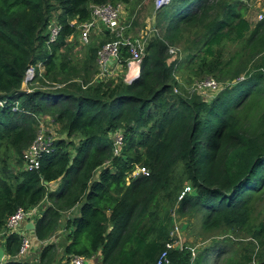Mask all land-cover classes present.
<instances>
[{
	"label": "trees",
	"instance_id": "1",
	"mask_svg": "<svg viewBox=\"0 0 264 264\" xmlns=\"http://www.w3.org/2000/svg\"><path fill=\"white\" fill-rule=\"evenodd\" d=\"M210 1L172 0L157 10L164 40L151 38L139 77L125 84L121 78L92 83L97 52L114 40L108 32L81 48L89 53L88 64L94 63L91 74L93 66L73 67L69 53L79 44L77 28L90 20L91 6L127 0H0V146L12 150L22 167L41 115H51L65 131V138L52 140L36 171L11 173L8 157H0V228L18 208L46 202L34 235L48 241L64 219L67 263L99 254L92 264H155L169 239L168 220L159 215L185 189L182 179L190 191L175 202L178 214H200L206 231L248 222L264 197V20L252 26L245 17L250 0ZM215 10L220 18L210 19ZM52 20L61 29L49 42ZM198 27L204 30L200 52L189 65L195 79L217 80L210 101L174 93L181 62L166 61L168 46ZM245 39L241 52L223 64V44ZM126 56L123 49L122 60ZM258 58V65L248 67ZM38 63L44 72L23 90L27 71ZM47 82L61 87L50 89ZM118 133L123 145L114 156ZM136 166L149 176L130 177ZM176 169L180 177L174 181ZM77 207V215H67ZM263 231L264 223L257 236ZM20 245L21 237L10 234L6 255L15 256ZM213 246L196 256L185 245L171 250L168 264H207L208 256L223 252L217 242ZM53 247L44 246L37 263L4 264H47Z\"/></svg>",
	"mask_w": 264,
	"mask_h": 264
},
{
	"label": "rangeland",
	"instance_id": "2",
	"mask_svg": "<svg viewBox=\"0 0 264 264\" xmlns=\"http://www.w3.org/2000/svg\"><path fill=\"white\" fill-rule=\"evenodd\" d=\"M154 1L155 0H127V2L123 3L125 6L124 18L127 24L131 23L128 35L132 38H139L144 46H147L148 42L156 34L163 39L164 29L161 25H157V10L154 8ZM213 1L214 0L208 2L209 5H211ZM245 4L248 5L245 17L251 22L252 26L258 21L264 20V0H250ZM192 11H196V8L194 7ZM216 14L217 19H219L220 17H218L216 10L210 14V19L214 18ZM173 15H175V12H170V18L173 17ZM203 34L204 30L200 27L183 32L180 39L174 42L175 47L168 46V57L166 61L168 64L172 62H177L178 64L181 62L179 70L175 72V77L177 78V91H182L185 95L184 97L197 96L210 101L217 92L205 91L204 93H201V82H203L202 80L204 79H195L192 71L193 66L189 65L190 60H192L191 57L193 55H199L201 46L199 39ZM249 35L250 33H248L246 39ZM246 39L241 42H226L223 44L221 47L223 64L228 62L234 55L241 52ZM73 41L75 43V40H71L70 42ZM171 47L177 51V54L174 56L169 54ZM88 54L89 53L85 50L81 51L78 44L74 47L73 51L69 53L70 60L72 61L71 65L79 70L84 66H93L94 68L89 72V74H91L95 70V66L94 63L88 64ZM259 60L260 58L256 59L250 63L248 67L258 65ZM195 64L196 63L193 61V65ZM118 74L121 75V72H118ZM89 79L91 80L90 77ZM211 79L215 80L214 78ZM235 81L237 80H233L232 83H235ZM215 82L218 83L217 80H215ZM47 83L49 84V87L52 88L53 83ZM22 89H27L25 82L23 83ZM37 121V134L42 133L45 137H50L53 140L65 138V131L62 129V126L53 122V117L51 115H41ZM143 151L144 150H141V152ZM0 157H8V168L11 173H15L16 170L23 168V166L20 167L21 165L16 164L18 159L17 155L3 145L0 146ZM178 170L180 169H176L172 175L174 181L180 177ZM182 185L185 189L189 187L188 182L184 179H182ZM51 188L54 190L56 185H52ZM185 189L183 191H185ZM183 191L179 196L174 198V203L172 205L164 204L166 206V212H162L159 215V220L166 216L168 220V233L172 224L176 223L179 225L182 243L191 249L192 256H196L199 252H202L207 248L211 249L217 242L220 245L219 248L223 252L218 254L216 251L211 254V256H208L209 261L207 264H225L226 260H232L233 262L243 261L245 264H260V255L264 253V231L259 236H257V231L261 224L264 223V197L258 200L251 218L242 228L233 227L221 228L215 231H206L202 227V216L200 214H193L189 211L185 212L183 215L178 214V204H175V202H178L182 198L184 194ZM46 206V202L41 203L40 211L42 212ZM64 224L65 220L62 219L54 235L45 242V246L46 244H52L54 246L51 250L50 257L47 260V264H67L63 254V242L65 237V232L63 231ZM29 242L31 246L30 238ZM41 250H43V248L38 249L36 253H33V257L35 258L33 259V263L38 262ZM247 258H251L250 263L247 262Z\"/></svg>",
	"mask_w": 264,
	"mask_h": 264
},
{
	"label": "built area",
	"instance_id": "3",
	"mask_svg": "<svg viewBox=\"0 0 264 264\" xmlns=\"http://www.w3.org/2000/svg\"><path fill=\"white\" fill-rule=\"evenodd\" d=\"M172 0H155V10H160L169 5ZM91 18L88 22L81 24L77 29L79 32V46H86L91 37H98L104 32H108L109 36L114 37L112 42L105 43L101 49L97 52V73L92 80V83L96 81L106 82L109 80H116L121 78L125 84H130L139 77L140 64L145 56L146 46H144L139 38H132L128 35L131 23L127 24L124 18L125 6L122 3H106L103 5L91 6ZM261 19V17H260ZM60 26L52 20L48 27L49 42H54L60 32ZM158 35V34H157ZM123 49L127 51L128 56L122 60ZM169 54L174 56L177 51L174 48H170ZM125 62V64H124ZM125 66V67H124ZM122 69V71H121ZM264 75V69H260ZM44 72V66L41 63L30 67L26 73L25 83L35 79L36 75L41 76ZM121 72V75L118 74ZM177 80V78L175 77ZM245 79V76H241L238 81ZM201 93L205 91L219 90L218 83L211 78L202 80ZM49 87V84L47 83ZM61 86L52 84V88L57 89ZM29 92V90H28ZM174 93H177V89H174ZM1 105V103H0ZM52 140L50 137H45L42 133L37 134L33 142L22 153L23 169L26 171H36L39 169V158L42 155L48 154L52 150ZM123 145V137L120 133L116 134L114 138V144L112 148V154L118 156L121 153ZM136 176H149V171L143 167L136 166L130 177ZM190 189H185L184 192H189ZM40 206H35L30 209L18 208L11 216H9L2 228H0V240H5L10 234L17 233L21 237V245L18 253L11 257V260L18 262L29 261V254L31 252V246L29 237L24 233V226L27 223L34 224L35 221L41 216ZM1 242V241H0ZM184 244L180 237V227L174 223L171 225L169 231L168 242L165 243V247L160 252L155 264H168V253L171 250H182ZM92 258L74 257L69 264H92Z\"/></svg>",
	"mask_w": 264,
	"mask_h": 264
},
{
	"label": "crops",
	"instance_id": "4",
	"mask_svg": "<svg viewBox=\"0 0 264 264\" xmlns=\"http://www.w3.org/2000/svg\"><path fill=\"white\" fill-rule=\"evenodd\" d=\"M78 209V207L77 208H75L74 210H71L70 212H69V214H67V215H77V210ZM64 218H66V215L64 214ZM63 231L65 232V235H66V233H68L67 231H65V229L63 228ZM24 233H25V235L27 236V237H29L30 239H31V252H30V256H29V263H33V259H35L34 257H33V253H36L37 251H38V249H42L44 246H45V242H47V241H45V242H40V241H38L37 239H36V237H35V235H34V232H32V231H26V230H24ZM1 242H0V248H2L3 249V251H4V255H3V258H2V262H0V264H4L6 261H8V260H11V257H9V256H7L6 255V253H5V248H4V244H5V240H0ZM97 259H99V254H97L96 255V257H94L92 260H93V263H94V261L95 260H97ZM67 264H69V263H67Z\"/></svg>",
	"mask_w": 264,
	"mask_h": 264
},
{
	"label": "water",
	"instance_id": "5",
	"mask_svg": "<svg viewBox=\"0 0 264 264\" xmlns=\"http://www.w3.org/2000/svg\"><path fill=\"white\" fill-rule=\"evenodd\" d=\"M45 185H47V183H45ZM34 228H35V226L31 223H27L25 225V229L28 231H34ZM3 255H4V251L2 248H0V262H2Z\"/></svg>",
	"mask_w": 264,
	"mask_h": 264
},
{
	"label": "clouds",
	"instance_id": "6",
	"mask_svg": "<svg viewBox=\"0 0 264 264\" xmlns=\"http://www.w3.org/2000/svg\"><path fill=\"white\" fill-rule=\"evenodd\" d=\"M25 82V81H24ZM26 86H27V84H26ZM37 206H40V205H37ZM41 210V209H40ZM43 212V211H42ZM42 214V213H41ZM41 217V216H40ZM39 217V218H40ZM32 224V223H31ZM26 225V224H25ZM34 226H35V223L33 224ZM24 229H25V226H24ZM26 230V229H25ZM26 231H28V230H26ZM5 241H6V239H5ZM5 245V244H4ZM47 245V244H46ZM4 248H5V246H4ZM14 261V260H13Z\"/></svg>",
	"mask_w": 264,
	"mask_h": 264
}]
</instances>
